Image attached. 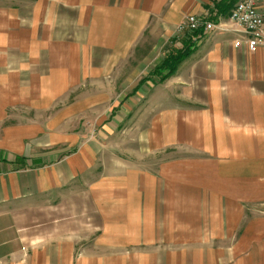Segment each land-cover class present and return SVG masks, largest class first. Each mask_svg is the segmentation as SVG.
<instances>
[{
	"label": "crops",
	"instance_id": "obj_1",
	"mask_svg": "<svg viewBox=\"0 0 264 264\" xmlns=\"http://www.w3.org/2000/svg\"><path fill=\"white\" fill-rule=\"evenodd\" d=\"M49 5L35 17L52 22L69 15L76 29L96 37L81 49L89 52L87 60L101 51L115 66L146 27L161 44L186 16L209 13L213 0ZM25 8L26 0H0V35L8 33L9 21L24 22ZM80 12L86 20L74 16ZM226 19L223 28L204 34L175 74L145 85L150 115L159 117L145 129L151 142L160 139L164 152L174 144L198 150L190 161L161 160L157 170L113 156L110 169L96 174V191L104 196V188H112L122 201L120 207H95L93 219L73 198L95 186L83 173L89 142L51 133L55 119L18 120V101L6 86L8 49L0 46V264H264V212L245 218L249 207L264 204V47L257 53L236 47L244 31ZM62 120L57 123L64 130ZM60 207L65 218H53Z\"/></svg>",
	"mask_w": 264,
	"mask_h": 264
},
{
	"label": "rangeland",
	"instance_id": "obj_2",
	"mask_svg": "<svg viewBox=\"0 0 264 264\" xmlns=\"http://www.w3.org/2000/svg\"><path fill=\"white\" fill-rule=\"evenodd\" d=\"M49 1L54 0H26L24 11L26 20L18 23L9 21L8 33L0 35V43L3 44L0 46L8 49L9 80L6 86L9 94L18 101L17 110L13 111L14 114H19L18 120L23 118L25 122L31 118L43 124L55 119L56 124L52 125H55L56 129L47 132L72 136L74 143L79 139L81 145L88 141L90 151L88 170L83 173H86L90 183L94 182L93 185L97 172L110 169L107 163L109 165L112 163L113 156H117L126 164L146 165L150 170H157L164 159L172 161L174 158H184L190 161L192 151L196 152L197 148L174 144L164 152L158 142L160 139L151 142L145 129L154 124L159 117L150 115L152 101L149 100V93L146 94V84L137 88L167 54L184 46L186 35L190 34L186 31L179 33L177 24L173 34L157 45V37L149 25L137 38V44L131 53L117 65L113 66L114 61L108 53L101 51L87 60L89 52H83L81 49H85L88 44H95V36L83 34L80 29L82 27L76 29L69 15L58 16L59 19L52 22L35 17L34 12L44 13L48 10ZM85 15L84 12H80L74 16L86 20ZM92 15L95 18L96 11ZM195 15L204 19L210 17L209 13ZM226 20L230 21V16ZM224 22L226 21L221 19L219 23ZM77 24L79 25L80 21L77 20ZM74 31L76 32L73 39ZM68 48L70 52L63 51ZM53 54H58V57L53 59L51 56ZM156 79L158 80L154 78L146 82L149 88H152L151 83H155ZM17 81L18 90L15 87ZM30 107L36 108L35 111L30 110ZM61 119L62 123H65L64 130L60 129ZM19 121L9 124L12 127ZM155 131L154 135H161L159 130ZM26 143L28 148L32 147V142ZM76 166L79 171L80 165ZM185 167L186 171H192L191 163H186ZM78 189L79 185L74 188ZM116 194L119 196L120 192L116 191ZM118 196L114 194L112 188H104V196H100L96 191V185H91L87 196L73 198L78 202L77 207H80V203L87 207L86 214L89 219H93L95 216L97 218L95 207H120L122 199ZM63 202L60 203L58 200L56 206H63ZM262 212L264 204L260 207H249L245 218L250 220ZM56 216L65 218L62 207L54 210L53 218Z\"/></svg>",
	"mask_w": 264,
	"mask_h": 264
},
{
	"label": "built area",
	"instance_id": "obj_3",
	"mask_svg": "<svg viewBox=\"0 0 264 264\" xmlns=\"http://www.w3.org/2000/svg\"><path fill=\"white\" fill-rule=\"evenodd\" d=\"M263 0H240L230 13V21L241 27L244 36L235 42L236 47L245 45L251 53H257L264 47V13L261 10ZM205 33L223 28L201 16L191 14L186 16L178 26V32L193 33L200 28Z\"/></svg>",
	"mask_w": 264,
	"mask_h": 264
},
{
	"label": "trees",
	"instance_id": "obj_4",
	"mask_svg": "<svg viewBox=\"0 0 264 264\" xmlns=\"http://www.w3.org/2000/svg\"><path fill=\"white\" fill-rule=\"evenodd\" d=\"M240 0H213V7L209 8V19L207 21L214 22L218 24L221 19H225L230 16L232 9ZM204 28L193 32L188 35L184 46L180 49L173 50L151 71V75L147 79H143L139 85L138 89L143 85L147 84L146 82L158 78L156 83H161L167 80L170 76L175 74L179 66L187 60L194 52L198 42L204 37ZM136 88V91H137Z\"/></svg>",
	"mask_w": 264,
	"mask_h": 264
}]
</instances>
